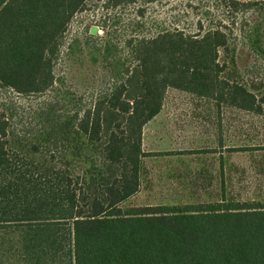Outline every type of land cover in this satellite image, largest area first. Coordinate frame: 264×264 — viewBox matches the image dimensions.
<instances>
[{
  "label": "trees",
  "instance_id": "trees-1",
  "mask_svg": "<svg viewBox=\"0 0 264 264\" xmlns=\"http://www.w3.org/2000/svg\"><path fill=\"white\" fill-rule=\"evenodd\" d=\"M105 1L115 7L134 0ZM85 2L0 0V87L58 96L27 112L35 124L30 135L9 130L11 116L0 112V264H264V198H236L224 183L228 155L264 151L262 142L218 140V200L122 208L141 186L143 160L155 154L142 147L143 128L161 111L168 90L264 114L254 87L235 80L239 45L230 41L232 30L200 22L193 32L162 26L153 35L129 37L120 55L103 26L102 43L89 48L88 59L106 62L113 82L82 106L54 77L52 61ZM222 5L264 16L257 1ZM263 26L264 18L254 21L245 39L264 59ZM171 153L181 152L156 154Z\"/></svg>",
  "mask_w": 264,
  "mask_h": 264
},
{
  "label": "rangeland",
  "instance_id": "rangeland-1",
  "mask_svg": "<svg viewBox=\"0 0 264 264\" xmlns=\"http://www.w3.org/2000/svg\"><path fill=\"white\" fill-rule=\"evenodd\" d=\"M239 1H257L259 7L264 6V0ZM203 10H208L209 14H203ZM226 10L229 9L222 5V0H153L149 3L134 0L115 7L105 0H86L61 38L59 53L52 61L53 75L61 79L63 88L80 98V105L90 106L95 96L103 94L113 82L106 62L92 64L88 59L89 48L101 45L104 28L110 41L117 45L118 53L123 55L129 37L153 35L162 26L193 32L198 22L204 27L224 24L232 30L231 43L239 45L236 52L239 76H235V80L254 87L253 92L264 110V59L248 50L245 39L248 26L254 21L262 23L264 16L252 8L243 12ZM93 25L97 29L90 34L88 30ZM74 38L77 44L73 46V53L68 54V44ZM53 94L52 90H45L22 95L0 87V112L11 116L9 130L30 135L35 124L28 119L27 112L37 106H48L50 100L56 103L58 96ZM222 138L228 144L264 143V114H250L212 98L168 90L161 112L143 129V149L155 154L143 160L141 186L122 208L147 204L181 206L220 199L222 175L218 154L222 148L218 147V140ZM208 147H216L218 152H195ZM167 151L181 153L156 154ZM228 157L224 168L227 191L236 198H264V151L252 154L239 151Z\"/></svg>",
  "mask_w": 264,
  "mask_h": 264
},
{
  "label": "crops",
  "instance_id": "crops-1",
  "mask_svg": "<svg viewBox=\"0 0 264 264\" xmlns=\"http://www.w3.org/2000/svg\"><path fill=\"white\" fill-rule=\"evenodd\" d=\"M162 106H163V105H162ZM160 112H161V111H160ZM160 112H159V113H160ZM159 113H158V114H159ZM158 114H157V115H158ZM157 115H156V116H157ZM156 116H155V117H156ZM155 117H154V118H155ZM154 118H153V119H154ZM143 129H144V128H143ZM142 147H143V133H142Z\"/></svg>",
  "mask_w": 264,
  "mask_h": 264
}]
</instances>
